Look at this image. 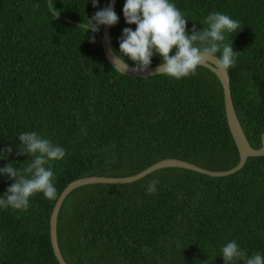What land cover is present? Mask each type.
I'll list each match as a JSON object with an SVG mask.
<instances>
[{
    "label": "trees",
    "instance_id": "trees-1",
    "mask_svg": "<svg viewBox=\"0 0 264 264\" xmlns=\"http://www.w3.org/2000/svg\"><path fill=\"white\" fill-rule=\"evenodd\" d=\"M188 19L189 33L211 12L240 22L230 37L240 53L229 69L234 110L251 146L264 133V0H170ZM39 4L34 9V4ZM0 0V149L36 132L66 151L54 162L59 194L73 181L126 178L165 159L211 172L238 165L217 77L199 67L179 81L144 79L117 72L105 59L99 36L77 29L109 0ZM117 0L118 23L111 49L126 25ZM95 35V43L89 37ZM174 54V53H173ZM131 63V62H129ZM160 63L153 56L151 68ZM25 161V163H23ZM157 180L156 191L147 186ZM10 181L0 177V195ZM55 201L42 194L26 211L0 209V264H58L50 244ZM235 241L249 256L264 255V156L250 157L227 177L179 168L156 170L129 184H92L74 189L57 218V242L66 264H223L220 248ZM235 264H242L237 261Z\"/></svg>",
    "mask_w": 264,
    "mask_h": 264
},
{
    "label": "clouds",
    "instance_id": "clouds-1",
    "mask_svg": "<svg viewBox=\"0 0 264 264\" xmlns=\"http://www.w3.org/2000/svg\"><path fill=\"white\" fill-rule=\"evenodd\" d=\"M97 8L98 0H92ZM40 5L34 4L38 9ZM48 11L57 20L60 11L48 0ZM122 14L126 25H135V30L125 27L118 40L119 53L110 49L112 61L123 65L126 72L135 75L153 73L169 79L181 80L197 74V69L211 65L217 72L227 73L236 64L238 55L233 51L230 37L238 33L240 22L221 12H211L204 21V27L197 30L195 24L190 33L188 19L170 0H124ZM119 21L112 3L96 11L90 19L77 25L84 33L96 34L101 27L111 28ZM95 35L89 43H95ZM174 53V54H173ZM160 63L153 70L152 58ZM131 62V63H129ZM16 156H26L28 161L22 169L9 162L0 168V177H7L10 186L0 195V209L26 211L29 200L42 194L49 201H55L59 193L55 186L53 163L64 158V148L54 144L36 132H22ZM13 148L0 149V159H7ZM25 161L23 163H25ZM157 180L147 186L149 194L156 191ZM223 264H264V255L249 256L233 240L220 248Z\"/></svg>",
    "mask_w": 264,
    "mask_h": 264
},
{
    "label": "water",
    "instance_id": "water-1",
    "mask_svg": "<svg viewBox=\"0 0 264 264\" xmlns=\"http://www.w3.org/2000/svg\"><path fill=\"white\" fill-rule=\"evenodd\" d=\"M117 0H109V3L113 4V7L115 8ZM108 3V4H109ZM101 48L103 55L107 62L120 74L131 77V78H138V79H144L152 76H157L153 73H145L144 75H135L131 74L125 71L122 64L119 62H116L115 60L112 61L111 58V44H110V28H106L102 26V33L99 36ZM203 68L208 69L210 72H212L218 79L222 90H223V101H224V110H225V117L227 122V127L230 132V135L234 141V144L236 146V149L239 154V162L238 165L226 172H211L204 170L200 167H197L193 164L183 162L177 159H165L162 161H159L152 166L148 167L144 171L140 172L139 174L131 177L126 178H104V177H90V178H83L78 179L73 182H71L59 195L58 199L56 200V203L53 207L52 213L50 215L49 219V236H50V244L53 251V254L58 262V264H66L64 261L57 242V218L59 214V210L61 208V205L63 201L66 199V197L76 188L86 186V185H92V184H113V185H120V184H129L133 183L135 181H138L148 174L164 168H179V169H185L192 172H196L202 175H206L209 177H227L230 175L235 174L237 171L241 170L246 160L250 157H263L264 156V133L261 135V148L258 150H255L251 148L249 145L243 130L240 126V123L238 121V118L236 116L234 106L231 99V92H230V78L229 74L227 73H220L217 72L211 65H205L202 66ZM156 68L152 67L154 70Z\"/></svg>",
    "mask_w": 264,
    "mask_h": 264
}]
</instances>
